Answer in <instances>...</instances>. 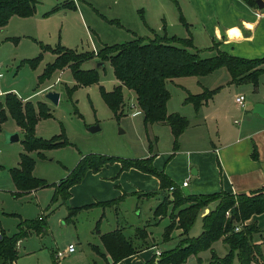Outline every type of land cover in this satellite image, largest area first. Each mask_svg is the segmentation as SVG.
<instances>
[{
    "label": "rangeland",
    "instance_id": "obj_1",
    "mask_svg": "<svg viewBox=\"0 0 264 264\" xmlns=\"http://www.w3.org/2000/svg\"><path fill=\"white\" fill-rule=\"evenodd\" d=\"M182 22L178 0H36L31 15H12L0 27L1 107L5 106L6 95L10 93L23 102L29 101L36 111L38 104H42L50 117L37 120L35 136L51 139L62 134V139L66 141L58 147L27 152L33 160L32 175L43 180L45 185L15 194L17 190L11 178V169L19 166L24 152V132L9 112L5 113L0 130V230L13 235L19 231L20 225L25 232L17 244L14 264L111 263L100 235L118 227L122 228L126 238L135 243L142 242L136 236L138 230H146L148 241L160 251L177 244L179 234L176 229L169 240H164L169 210L164 217L153 219V210L162 200L159 190H155L151 197L139 199L137 195H130L123 198L116 208H104V217L99 220L102 208L72 211L80 198L79 192L100 189L99 176L86 173L81 182L71 189L75 192L74 199H65L58 185L83 158L90 155L128 159L158 154L157 160L160 161L162 152L170 151L171 154L173 150V137L168 125L154 123L145 127L141 115L136 112L134 94L129 95L126 89L124 101L128 108H124L120 116L107 106L102 93L112 90L118 83L108 59L92 56L81 62V69L97 70V81L90 84L78 83L69 65L53 70L45 77L40 76L47 65L54 62L56 54L53 50L57 47L91 53L93 47L99 50L104 45L127 43L137 36L153 37L158 34L184 38L187 36ZM198 52L201 58L214 55L208 48H201ZM36 58H39L38 61L32 64ZM230 80L225 67L203 76L166 80L170 93L168 111L186 113L192 108L184 101L189 93L219 88L213 95L216 96L212 105L204 110L209 112L217 104L228 113L229 123L234 119L239 121L248 106L247 102L259 89L264 92V77L258 78L259 89L255 91L251 89V83L237 85ZM50 91L59 94L57 103L46 97ZM238 91L246 97L244 108L233 101V97L241 93ZM210 125L209 132L204 127L203 133L216 140L217 126L214 123ZM92 126L99 129L90 131ZM14 134L18 139L11 141L10 137ZM164 159L162 165L168 160L167 157ZM107 189L109 187L105 186ZM115 211L118 212L116 219L113 216ZM206 213L205 208L200 215ZM201 230L202 219L198 216L189 230V236H197ZM216 242L214 248L221 253V241ZM69 244L74 246V252L58 257L57 252H62ZM156 248L143 249L136 253L138 255L134 254V258L131 255L116 264L156 261L159 258L155 255ZM208 251L202 254L204 258ZM182 264H198V260L196 256L189 255ZM233 264H237L236 259Z\"/></svg>",
    "mask_w": 264,
    "mask_h": 264
},
{
    "label": "trees",
    "instance_id": "obj_2",
    "mask_svg": "<svg viewBox=\"0 0 264 264\" xmlns=\"http://www.w3.org/2000/svg\"><path fill=\"white\" fill-rule=\"evenodd\" d=\"M251 7H256L255 0H242ZM36 6V0H0V27L4 26L12 15H31ZM215 47L212 46V48ZM56 58L47 65L40 78L47 76L56 69L70 66L74 79L78 83L90 84L97 81L96 69H81L82 61L96 56L111 62L113 74L118 82L110 91H103L102 96L107 106L120 116L125 106L124 89L134 94V104L143 114L145 127L153 123L168 124L176 145L179 135L188 125V120L178 113L167 112V102L170 93L166 88V80L185 77L203 76L214 70L225 67L231 77V83H251L256 90L258 76L264 72V57L246 59L238 58L218 50L214 56L201 58L199 50L193 44L191 37L181 38L154 34L153 37L137 36L122 44L104 45L96 54L92 52H77L71 49L57 47L54 50ZM39 58L31 63L35 64ZM205 89L197 94H188L185 102L192 103L197 109L210 100L218 91ZM134 105V106H135ZM9 112L16 124L23 130L22 140L24 152L21 154L19 166L11 169V178L16 187L15 194L31 191L45 185L32 175L33 160L27 152L58 147L66 143L62 134L51 139H42L34 134L39 118L50 117V113L42 104L38 111L29 102H23L15 94H7L5 106L0 105V130ZM153 156L144 158L122 159L115 156L90 155L83 158L69 173L61 179L59 187L63 197H69V189L79 183L86 172H97L108 163L119 162L121 169L131 167L153 174L158 177L161 189H173L165 195L153 210V219L164 217L169 210V224L164 233V240H169L174 229L179 230V241L173 247L161 251L158 260L153 259L146 264H182L189 255L196 256L198 264H264V228L254 223H245L252 215L264 212V189L250 194H232L225 191L206 195H183L167 178L163 171L153 166ZM107 203H111L107 202ZM211 203H215L213 207ZM208 208V213L201 216L202 231L199 235L189 236V230L201 210ZM78 212L79 208H72ZM229 212V216L226 212ZM72 212V213H74ZM236 226H240L235 230ZM25 232L21 230L13 235H7L0 230V264H14L17 258V244ZM136 236L141 241L135 243L126 238L122 228L104 232L100 235L103 247L116 264L122 259L150 248L154 244L148 241L147 231L139 229ZM221 240L226 246V253L219 256L213 243ZM209 250L210 258L205 262L199 253ZM104 254V252H101Z\"/></svg>",
    "mask_w": 264,
    "mask_h": 264
},
{
    "label": "crops",
    "instance_id": "obj_3",
    "mask_svg": "<svg viewBox=\"0 0 264 264\" xmlns=\"http://www.w3.org/2000/svg\"><path fill=\"white\" fill-rule=\"evenodd\" d=\"M178 2L184 22L182 23L185 26V36L191 37L197 50L208 48L214 55L220 50L246 59L264 57V6L251 7L242 0H178ZM192 27L194 30L190 31L189 28ZM260 76L264 77V72L260 73L258 78ZM245 84L247 85V83L237 85ZM251 87L255 91L252 85ZM255 94L254 98L247 102L248 106L241 113L240 120L234 119L231 123L228 113L217 104L209 112L204 110L208 105H212L216 95L197 109L192 103L187 102L192 108L185 111L186 113L168 111L167 102V112L184 116L188 120V125L174 145L171 129L166 124L173 137L172 153L162 152L160 161L157 160L158 154H149L145 157L152 155L153 166L158 171H163L185 196L220 191L250 194L255 190L264 189V117L253 111L254 104H264V92L259 89ZM136 109L143 121L142 112ZM213 123L217 126L216 140L203 133L205 130L203 128L209 132L210 124ZM159 124L165 125L160 122ZM166 157L168 160L162 165ZM86 173L99 176L100 189L96 192H79L80 198L75 203L77 205L75 208L79 210L102 208L99 220L104 217V208H116L123 198L130 195H137L142 199L153 196L154 191L159 190L162 199L172 191L169 188L161 189L157 176L133 167L122 170L119 162L108 163L97 172ZM185 179L188 180V184L183 186L182 182ZM79 183L70 187L69 199H74L75 192H71V189ZM105 186L109 189L105 190ZM110 201L111 203H107ZM213 205L214 203L210 204L211 207ZM113 214L116 219L118 212L115 211ZM201 216L202 214L200 218ZM245 223H254L264 228V212L252 215ZM177 232L179 234V230ZM221 244V253L216 252L219 256H223L220 254L227 251L222 241ZM154 247L156 246L150 248ZM205 252L207 250L199 253V257L206 262L210 258V252L208 251L209 254L204 258L202 254ZM136 255H132V258Z\"/></svg>",
    "mask_w": 264,
    "mask_h": 264
},
{
    "label": "built area",
    "instance_id": "obj_4",
    "mask_svg": "<svg viewBox=\"0 0 264 264\" xmlns=\"http://www.w3.org/2000/svg\"><path fill=\"white\" fill-rule=\"evenodd\" d=\"M93 52L94 54H96L97 52V49L95 47H93ZM1 69H2V65L0 64V81H1V78H2V73H1ZM234 102L240 107V108H244L245 107V104H246V97L243 93H238L235 95L234 97ZM188 184V180L185 179L183 182H182V185L183 186H186ZM173 187L171 186L170 187V190H172ZM226 215L229 216V212L227 211L226 212ZM240 228V226H236L235 227V230H238ZM156 248V247H154ZM74 251V246L72 244H69L65 249L62 250V252H57V256H63L65 254H68V253H71ZM161 253L160 249L156 248L155 249V255L156 256H159Z\"/></svg>",
    "mask_w": 264,
    "mask_h": 264
},
{
    "label": "water",
    "instance_id": "obj_5",
    "mask_svg": "<svg viewBox=\"0 0 264 264\" xmlns=\"http://www.w3.org/2000/svg\"><path fill=\"white\" fill-rule=\"evenodd\" d=\"M255 2H256V6L258 8H262L264 6V2L262 0H255ZM46 97L49 100H51L52 102L57 103L58 102V98H59V94L56 93V92H54V91H50V92H48L46 94ZM253 111L264 117V104H262V103H256V104H254ZM98 129H99L98 126H92V127H90V131H96ZM17 139H18L17 134H14V135H12L10 137V140L11 141H14V140H17ZM193 173H194V170H193ZM206 210L208 212L209 209L206 208Z\"/></svg>",
    "mask_w": 264,
    "mask_h": 264
}]
</instances>
